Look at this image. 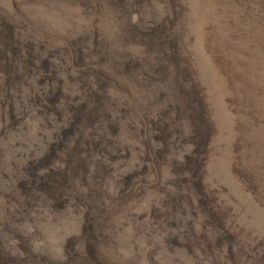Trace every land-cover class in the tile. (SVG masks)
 <instances>
[{"label": "rangeland", "instance_id": "rangeland-1", "mask_svg": "<svg viewBox=\"0 0 264 264\" xmlns=\"http://www.w3.org/2000/svg\"><path fill=\"white\" fill-rule=\"evenodd\" d=\"M0 264H264V0H0Z\"/></svg>", "mask_w": 264, "mask_h": 264}]
</instances>
